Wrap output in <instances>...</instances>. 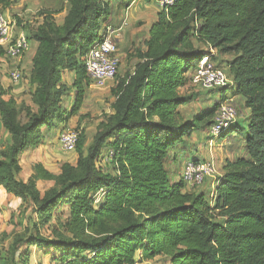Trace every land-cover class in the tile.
<instances>
[{
    "label": "trees",
    "instance_id": "obj_1",
    "mask_svg": "<svg viewBox=\"0 0 264 264\" xmlns=\"http://www.w3.org/2000/svg\"><path fill=\"white\" fill-rule=\"evenodd\" d=\"M13 1L0 0L1 10ZM135 1L64 0L59 10L42 11L27 35L37 45L28 76L32 105H19L0 80V123L9 134L0 145V187L33 214L26 238L4 246L3 233L0 264H32L33 249L52 264H264V0H177L161 8L132 51L133 70L117 74L111 111L91 143L80 134L76 162L58 175L37 164L27 181L19 178L21 158L45 140L43 129L80 116L90 88L84 58L107 26L124 25L111 22ZM210 48L215 62L231 56L226 69L218 67L233 86L218 88L219 101L186 120L182 109L195 96L180 92L194 83ZM5 55L0 46V64ZM226 99H238L250 114L243 130L235 125L220 138L240 135L247 156L226 162L209 201V193L186 190L182 172L178 182L170 176L183 165L188 139L210 130ZM40 181L54 187L42 194ZM62 207L66 221L44 236Z\"/></svg>",
    "mask_w": 264,
    "mask_h": 264
},
{
    "label": "rangeland",
    "instance_id": "obj_2",
    "mask_svg": "<svg viewBox=\"0 0 264 264\" xmlns=\"http://www.w3.org/2000/svg\"><path fill=\"white\" fill-rule=\"evenodd\" d=\"M62 1L64 0H14L11 6L5 11L9 19L16 24L17 32L20 33L25 31V35L27 36L40 24L42 11L59 10ZM114 9L118 8L114 7ZM156 10L157 8H155V6L148 10L149 16L145 22H150L156 17ZM114 17H116V15L113 11L108 16V19H113ZM63 18L64 15L57 16L56 20L61 24ZM145 24L146 23H141L140 25L133 24L130 30H139ZM146 35L147 33L144 29H142L135 36H133L131 32H126L125 34L123 33V36H121L119 41L123 39L124 44L118 42L119 57L121 59L118 77L123 75L126 70L131 67L133 61L130 59V52L133 51L137 45H142L143 37ZM197 47L199 49L203 48L199 45H197ZM231 59V56H220L216 63L217 65L222 64V67L226 69L227 62ZM15 69H17V66L14 65L13 61L6 59L2 60L0 64V80L5 88L11 90L10 97H13L19 105H32V94L34 89L28 80L29 73L21 69L23 74L22 80L18 84H14L11 80V73ZM73 78V74L70 72L65 73L63 76L64 82L68 86H71ZM218 90L219 89L207 88L203 84L196 85L194 83H192L190 87L181 90L180 93L182 95L192 94L195 96V100L190 105L182 109L184 119H191L194 115L199 114L202 111L209 110L213 104L216 103V101H219L220 96ZM70 91L71 97L67 96L64 100V106L67 109L70 108L73 102V91ZM233 102L236 105L235 107H237L238 116L245 119V116L242 115L241 112V110H243L241 101L235 99ZM111 104L112 97L110 93L102 97L101 100H98L94 96H89L84 103L80 116L72 117L68 121L67 126L64 127L63 125H59L51 132L43 129L46 138L37 148L31 149L27 152L26 157H24L23 162H21L23 171L19 178L24 181L29 178V176L33 173L34 166L37 164H42L49 172L55 175L60 174L61 168L65 163L74 164L77 159V152L69 154L63 151L60 144L61 134L67 130L77 131L80 134L84 133L87 143H91L92 138L98 130L100 122L107 115H109ZM244 128V123H241L240 126H238L239 130H243ZM234 134L236 136L212 139L207 129L203 132L195 133L190 139H188L187 149H184V155H181L184 160L183 165L180 163L176 169L178 171H182L184 166L193 159H197L199 161H213L218 172L217 177L212 179L211 182L212 187L215 189L218 181L224 174L223 169L226 162H233L238 158L247 156L244 139L240 135H237L236 133ZM170 177L172 182H176L178 180L175 175L171 174ZM211 184L209 185L208 190L204 187L205 185H203L196 190V193H209L208 196L210 201L214 196ZM53 187L54 183L52 182L40 181L38 183V188L42 194ZM186 190H188V188H186ZM191 192L195 191L192 190ZM68 212V208H60L56 214L55 220L52 221L51 227L44 228L42 234L44 236H49L54 224L59 227L66 221ZM32 216V210L28 205H22L20 200L13 197L4 198L0 202V243L4 240L3 233H5L9 238L4 246H7V244L14 239H20L22 237L26 238L29 233L32 232V223L30 222V218ZM35 254L36 256L34 257ZM33 257L32 264H52L50 257H48V259L43 257L37 250H33ZM156 264H164V262L157 261Z\"/></svg>",
    "mask_w": 264,
    "mask_h": 264
},
{
    "label": "built area",
    "instance_id": "obj_3",
    "mask_svg": "<svg viewBox=\"0 0 264 264\" xmlns=\"http://www.w3.org/2000/svg\"><path fill=\"white\" fill-rule=\"evenodd\" d=\"M162 9L174 6L177 0H157ZM16 24L9 19L6 11L0 8V46L6 50V60L20 63L30 49V43L24 33H15ZM124 25L119 28L107 26L101 39L97 41L84 58V65L90 79L91 90H105L110 82H114L119 71L121 59L119 57L118 42L123 36ZM217 53L212 48L198 65L193 77L194 84H203L207 88H230L233 82L226 71L219 68L213 60ZM3 59V60H4ZM23 74L20 67L11 73V80L18 84ZM238 111L232 99L220 103L214 123L209 130L212 139H218L237 124ZM80 133L69 130L60 137V144L64 152L76 151ZM218 175L215 163L209 161L188 162L182 171V181L188 190H197L207 180L215 179Z\"/></svg>",
    "mask_w": 264,
    "mask_h": 264
},
{
    "label": "crops",
    "instance_id": "obj_4",
    "mask_svg": "<svg viewBox=\"0 0 264 264\" xmlns=\"http://www.w3.org/2000/svg\"><path fill=\"white\" fill-rule=\"evenodd\" d=\"M157 8V14L159 13V11L161 10L158 2L156 0H138V1H135L132 3V5L130 6V8L125 11V12H121L119 13V15L121 16V18H116L114 21H112V19L109 21H112L111 24L112 25H118L122 22V20L124 19V34L126 32H131L133 36H135L137 33H139L142 29H144V31L146 33H148L150 27L152 26V24L156 21L157 19V14L155 13L156 17L150 21V22H145V20L147 19V17L149 16V12L148 10L151 9L152 7ZM64 15L65 17V13L63 14H60L58 16H62ZM64 19V18H63ZM42 21V19L40 20ZM63 22V20H62ZM141 23H146L145 25H143L139 30L137 29H134V30H130L131 29V26H133V24H136V25H140ZM60 24V23H59ZM128 27V28H127ZM126 31V32H125ZM15 33L19 34L17 32V29L15 30ZM20 33H24L25 34V31L24 32H20ZM147 38V35L145 37H143V39H146ZM119 43H122L124 44V40L122 39L121 41H119ZM138 47V45L136 46ZM36 49H37V45L35 43H30V49L29 51L25 54V56L23 57L22 61L20 63L16 62L14 63V65H16L17 67H21V69L25 70L26 72H28L30 74V71H31V68H32V60L35 56V53H36ZM132 49V48H131ZM130 54H132V51L130 52ZM132 59V58H131ZM134 60V59H133ZM131 60V61H133ZM137 63V60L133 61V64L131 65V67H129L126 71L128 70H133L134 68V65ZM28 74V76H29ZM114 83L115 82H110L108 84V88H106L105 90H91L89 88V91H88V97H96L98 100H101L102 97H104L105 95H107L108 93H110L111 89L114 87ZM113 98H112V102H113ZM111 111V110H110ZM250 114V111L249 110H244L242 112V115L245 116V119H243L242 117H239V119L237 120V124H236V127L238 128V126H240L241 123H244V127L246 126V118H248ZM233 136H236L235 134ZM9 139V134L1 127V123H0V145H2L4 142L8 141ZM27 153L23 155V157L21 158V162H23V158L26 157ZM184 163V162H183ZM23 168V166H22ZM172 170H173V167H172ZM182 171H173V175L177 176L178 180L176 182H178L180 180V174H181ZM22 174V173H21ZM21 176V175H20ZM31 176V175H30ZM29 176V177H30ZM28 178L25 180L27 181ZM24 181V180H23ZM212 180H207L206 181V184H205V188L208 190L209 188V185L211 184ZM211 187H212V184H211ZM213 188V187H212ZM214 188H213V192H214ZM11 198L13 196L9 195L6 193V191L4 190V188L0 187V202L5 198ZM14 198V197H13ZM34 251L36 249H33ZM36 256V254L34 255V257ZM140 256V255H139ZM33 257V259H34ZM48 259V257H45ZM143 264H156V261L155 262H145Z\"/></svg>",
    "mask_w": 264,
    "mask_h": 264
}]
</instances>
